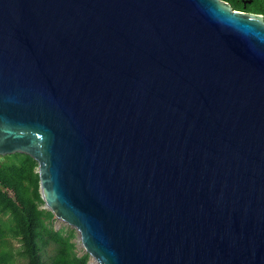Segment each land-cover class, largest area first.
Returning <instances> with one entry per match:
<instances>
[{
	"label": "water",
	"instance_id": "1",
	"mask_svg": "<svg viewBox=\"0 0 264 264\" xmlns=\"http://www.w3.org/2000/svg\"><path fill=\"white\" fill-rule=\"evenodd\" d=\"M14 153L87 264H264L263 16L0 0V156Z\"/></svg>",
	"mask_w": 264,
	"mask_h": 264
},
{
	"label": "trees",
	"instance_id": "2",
	"mask_svg": "<svg viewBox=\"0 0 264 264\" xmlns=\"http://www.w3.org/2000/svg\"><path fill=\"white\" fill-rule=\"evenodd\" d=\"M234 10L261 14L264 0H224ZM37 162L23 153L0 156V264H87L76 232L56 228L53 214L42 208ZM17 243L18 245H15Z\"/></svg>",
	"mask_w": 264,
	"mask_h": 264
},
{
	"label": "rangeland",
	"instance_id": "3",
	"mask_svg": "<svg viewBox=\"0 0 264 264\" xmlns=\"http://www.w3.org/2000/svg\"><path fill=\"white\" fill-rule=\"evenodd\" d=\"M54 225H55V227L59 228V227H61L62 225H65V224H63V223L58 222V221L55 220ZM76 239H77V234H76ZM76 241H77V240H76ZM15 245H18V244L15 243ZM77 245H78V244H77ZM78 248H79V250L82 251V248H81L79 245H78ZM24 262H25V260H23V259H18V261H17L15 264H25Z\"/></svg>",
	"mask_w": 264,
	"mask_h": 264
}]
</instances>
